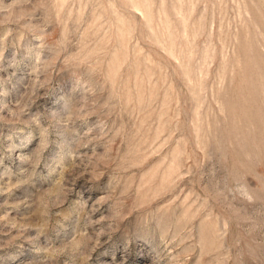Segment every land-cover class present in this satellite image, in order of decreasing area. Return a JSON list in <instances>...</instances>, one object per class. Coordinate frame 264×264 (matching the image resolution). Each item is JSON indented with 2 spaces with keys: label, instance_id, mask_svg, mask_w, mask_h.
Instances as JSON below:
<instances>
[{
  "label": "rangeland",
  "instance_id": "rangeland-1",
  "mask_svg": "<svg viewBox=\"0 0 264 264\" xmlns=\"http://www.w3.org/2000/svg\"><path fill=\"white\" fill-rule=\"evenodd\" d=\"M0 264H264V0H0Z\"/></svg>",
  "mask_w": 264,
  "mask_h": 264
}]
</instances>
